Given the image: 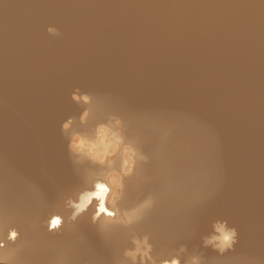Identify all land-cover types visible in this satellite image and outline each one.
Here are the masks:
<instances>
[{
    "label": "bare ground",
    "instance_id": "1",
    "mask_svg": "<svg viewBox=\"0 0 264 264\" xmlns=\"http://www.w3.org/2000/svg\"><path fill=\"white\" fill-rule=\"evenodd\" d=\"M46 24L52 38L43 34ZM44 43L66 56H45L48 46L38 45ZM70 71L115 77L127 95L122 104L114 97L100 104L119 113L129 132L148 131L122 136L133 146L135 180L113 207L105 206L115 216L94 220L96 199L75 215L128 231L127 239L102 242L117 251L107 257L60 248L37 231L60 233L81 195L106 184L105 174L119 167L117 157L99 163L105 170L81 185L70 218L59 217L56 227L50 228L53 199L45 189H16L26 167L55 156L63 85L46 77ZM43 111L51 139L35 120ZM220 189L224 205L239 215L241 233L233 250L205 251V264H264V0H0V239L9 222L20 230L0 247L5 264H131L124 253L145 236L155 258L171 254L189 264L215 234ZM145 201L150 206L142 207ZM21 245L35 252H19Z\"/></svg>",
    "mask_w": 264,
    "mask_h": 264
},
{
    "label": "water",
    "instance_id": "2",
    "mask_svg": "<svg viewBox=\"0 0 264 264\" xmlns=\"http://www.w3.org/2000/svg\"><path fill=\"white\" fill-rule=\"evenodd\" d=\"M97 17L93 18L92 16L85 15V19L89 21H96ZM49 29H52L51 25L46 24L42 30L47 39L52 38L55 35V33L49 31ZM31 45L34 44L26 42L24 46L28 47ZM38 45L41 47L48 46L47 49L43 50L45 56H66L63 48L59 49L58 46L56 47L52 43ZM50 75L46 77V80L57 78V81L63 85L61 89L62 103L60 106V114L53 127L55 133L60 135V142L57 145L55 156L50 161L46 160L41 166L32 165L31 167L34 168L32 171L26 167L29 170L28 175H26L25 180L19 181L16 189L19 188L17 190L18 194L29 192L26 189H31V186L33 188L30 190V193L36 191L34 187L37 186L39 187L38 191L45 189L47 191L46 194L48 199H53V204L50 206L52 210L51 217L66 218V213L69 211V205L74 203L77 195L83 189L81 185L86 182L95 171L100 169L105 170L103 165L88 158L83 153L70 149L69 139L73 134L82 137H92L96 134L97 128L101 125H112L127 138L129 127L123 123L121 115L117 112L111 111V108L102 106L99 102L102 97H114L120 102L127 94L125 93L124 87L117 84L115 77L112 79L109 75H104L98 71H70V73L52 75V77ZM58 82H52L49 85L54 88L60 87ZM115 84L116 87H113ZM73 93H77V95H87V102L83 100H74ZM125 103H127V100H124L123 105ZM118 107L121 106L119 105ZM85 111L87 112V115L82 120L81 115ZM43 113L44 114L38 118L36 117L35 120L40 127L41 132H43V137H49V139H51L52 135L51 127L49 126V118L46 122L48 116L45 111H43ZM69 119H71L69 129L63 130L61 127L62 123ZM117 120L119 123H117ZM122 144L124 143L122 142ZM77 174H81L82 177H84L77 180L75 179ZM222 191L223 189L218 191L219 194H221V197L217 195V204L214 209V211H217L220 216L217 221L226 222V226L229 228L234 227L237 230L236 240H238L242 226L239 222V215L237 213L235 214V212L233 213V211H230V209L224 205L226 199L223 197V193H221ZM9 196L12 199H15L16 197L15 194H9ZM67 218L69 219L70 217L67 216ZM212 223L214 224V222ZM11 232H15V238H17L20 230L16 224L9 222L7 224L6 234L0 239V242L4 243ZM37 233H40L42 240L49 239L50 241L55 242L60 248H62V246L68 248L76 246L73 249L71 248L72 252L76 248L82 254L98 255L101 257H107L117 252L114 249L101 248L100 245L102 242L129 238L126 229L97 226L92 224L86 216H76L60 233L56 235L47 234L43 229H40V232L37 231ZM16 249L21 253L35 252L34 250L31 251L32 247L25 245H21L20 247L17 246Z\"/></svg>",
    "mask_w": 264,
    "mask_h": 264
},
{
    "label": "clouds",
    "instance_id": "3",
    "mask_svg": "<svg viewBox=\"0 0 264 264\" xmlns=\"http://www.w3.org/2000/svg\"><path fill=\"white\" fill-rule=\"evenodd\" d=\"M49 31H55L54 29H49ZM74 100H83L87 102V95H77L73 93ZM87 115L85 111L81 115V119ZM117 123L119 121L117 120ZM71 124V119L62 123L61 127L63 130L69 129ZM117 146L119 145V134H117V139L114 142ZM85 144V141L78 135L73 134L69 139V147L72 150L79 151L80 148ZM115 150V148H114ZM124 152L126 154L125 159L123 160L122 171L125 175L129 174L133 168V150L125 146ZM109 183L112 185L111 188L108 187L105 183H97L95 185L94 191L85 192L81 195L80 200L77 204L74 205L75 212L73 213V218L77 213L86 209L87 205H90L93 199L98 200L100 203L97 206V211L95 212L93 219L95 220L100 216L101 213H104L106 216L112 217L115 216L114 211H109L105 207V201L108 204H114L115 200L120 194L119 186L113 180H109ZM110 193V194H109ZM150 206V201H145L142 207ZM131 217L129 218V222ZM61 219L59 217H53L50 222V228L59 226ZM15 233V232H12ZM11 233V234H12ZM214 233L212 236L206 238L205 243L211 244L214 248L218 249L220 252L225 251L228 248H231L232 245L236 242L237 230L229 228L226 226V222H217L214 224ZM135 247L131 250L125 251V256L129 257L131 264H157V261L151 255L152 245L148 242V237L145 236L142 239L134 240ZM0 247H3V243L0 242ZM183 251V247L181 248ZM0 264H5L3 258H0ZM159 264H180L178 257L165 258L159 261Z\"/></svg>",
    "mask_w": 264,
    "mask_h": 264
},
{
    "label": "rangeland",
    "instance_id": "4",
    "mask_svg": "<svg viewBox=\"0 0 264 264\" xmlns=\"http://www.w3.org/2000/svg\"><path fill=\"white\" fill-rule=\"evenodd\" d=\"M146 129L147 128L137 127V128H135L134 133L129 132L127 135H129V137L141 138L142 135H144V133L148 132ZM117 134H119V141H120L118 146L114 143L117 139ZM122 136H123V134L118 130L115 131V130L107 127V126H100L98 128L97 134L94 138L88 139V138H84V137L80 136L85 141V144L80 148L79 151H77V152L84 153L88 158H90V159H92L98 163H104L106 161H112L115 157L118 158L119 167L117 169H114V170L110 171L109 173L105 174V179H106V185H108L109 188L112 187V185L109 183V180L115 181V183L119 186V189H120L119 196L122 195V193H123V186L124 185L132 184L134 182L135 179L133 177H131V175L133 174V170L135 169V166H136V160H135V156L133 154L132 171L127 175H125L124 172L122 171L123 160L126 157V154L124 152L125 146L129 145L131 147V149L133 150V146L129 142L124 141ZM122 142L124 144H122ZM125 144H127V145H125ZM114 148H115V150H114ZM133 153H134V150H133ZM100 159L102 161H100ZM148 170H149V166H148V164H145V166L142 168L141 175L143 177H145L148 173ZM119 196L115 200L114 204H112V205L108 204L107 201H105V206L108 208L113 207L116 204V202L118 201ZM90 209H91V211H94L95 209H97V205H91ZM218 219L219 218L212 219V220H213V222H216ZM237 242H238V240H236V242L232 245L231 248H228L223 252H220L218 249L214 248L211 244L205 245V246L203 245V246H201V251H202L201 254L198 257L192 258L190 260L189 264H205V261H206V259H205L206 256L204 253L205 251H208L210 253L214 252L215 255H218V254L221 255V254L225 253L226 251L233 250L235 247L234 245H236ZM151 252H152V250H151ZM152 253H151V255H152ZM152 256L158 262L161 259V258L160 259L155 258L154 257V256H156L155 254ZM169 256H171V254ZM169 256H167V257L169 258ZM157 264H159V263H157Z\"/></svg>",
    "mask_w": 264,
    "mask_h": 264
},
{
    "label": "snow or ice",
    "instance_id": "5",
    "mask_svg": "<svg viewBox=\"0 0 264 264\" xmlns=\"http://www.w3.org/2000/svg\"><path fill=\"white\" fill-rule=\"evenodd\" d=\"M11 237L14 239L16 237V233H12Z\"/></svg>",
    "mask_w": 264,
    "mask_h": 264
}]
</instances>
